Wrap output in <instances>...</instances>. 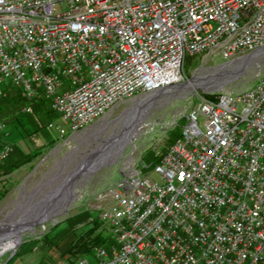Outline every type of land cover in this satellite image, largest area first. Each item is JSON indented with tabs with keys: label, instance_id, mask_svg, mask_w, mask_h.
Masks as SVG:
<instances>
[{
	"label": "built area",
	"instance_id": "built-area-1",
	"mask_svg": "<svg viewBox=\"0 0 264 264\" xmlns=\"http://www.w3.org/2000/svg\"><path fill=\"white\" fill-rule=\"evenodd\" d=\"M263 48L264 0H0V97L7 80L27 112L45 95L73 135L122 101L185 82L188 57ZM185 117L157 179L133 165L99 191L117 243L95 246V262L54 264H264V76L202 97ZM11 150L0 147V164Z\"/></svg>",
	"mask_w": 264,
	"mask_h": 264
},
{
	"label": "rangeland",
	"instance_id": "rangeland-1",
	"mask_svg": "<svg viewBox=\"0 0 264 264\" xmlns=\"http://www.w3.org/2000/svg\"><path fill=\"white\" fill-rule=\"evenodd\" d=\"M249 54L253 53L239 57H225L220 49H215L211 53L205 52L192 57V61L185 64L187 78L185 82L180 83H187L186 86L170 91L165 88L160 92L141 94L122 101L94 123L95 125L73 135L63 115L52 108L49 98L42 96L49 100L47 105L49 113L43 108H38L31 113L40 100L35 101L32 104V110L27 112L25 108L30 102L19 87L7 80L5 90L19 91L22 100L16 98V101L13 99L14 102L9 103L8 100L0 102L2 108L0 123L4 124V127H0L1 146L4 143H10L12 145L10 154L13 150L15 152L16 149L21 148L25 152H33L35 156L32 161L6 176L5 188L9 190L3 198H0V221L6 220L10 215L13 220L20 219L19 214L25 207L37 202L65 178H76L83 168L94 170L70 183L69 202L66 205H62L61 202L60 208L56 210V212L60 211L59 213L55 212L50 219L36 224L33 230L27 228L24 229L25 231L21 230L22 241L13 247L0 246V263L41 264L39 262H41L42 255H46L42 260L47 264H54L66 256L85 257L95 262L93 251L95 246L117 243L107 221L101 218L97 199L99 191L126 176L133 165L141 169L144 174L157 179L154 173V167L159 162L157 160L172 145H169L171 137L177 133L181 135L187 124L185 115L199 103L202 97L213 98L222 91L245 89L264 76V52L244 64L238 61L239 58ZM221 65L222 67L240 66L237 72L230 73L219 81L214 79L212 74L216 72L215 68ZM73 79L74 77L69 75L64 78V83L73 86ZM176 85L174 86L177 87ZM151 93L157 94L152 95ZM211 94L213 97L208 96ZM139 98L145 101L148 98L150 100L146 106H143ZM136 99L138 100L135 101ZM50 122L61 123L68 133L60 137L56 128L49 127ZM133 123L134 126L131 128ZM121 132L123 133L120 135ZM106 138H108L107 144L102 150ZM81 164L80 169L74 171ZM48 179L51 183L47 184ZM61 197L63 199L64 196ZM87 211L93 214L89 217L90 219L96 220L98 217L101 221L97 232L102 231L110 243L91 244V250L86 254L66 252L62 255L53 246L48 247L47 254L45 249L42 250L44 245L41 241L46 234L50 235L49 238L55 239L58 235L56 232L63 230L68 217ZM44 224L45 229L42 228ZM83 225L84 222L76 229V239L85 234L87 228L93 227V223H90L89 227ZM33 241L38 242L33 243Z\"/></svg>",
	"mask_w": 264,
	"mask_h": 264
},
{
	"label": "trees",
	"instance_id": "trees-1",
	"mask_svg": "<svg viewBox=\"0 0 264 264\" xmlns=\"http://www.w3.org/2000/svg\"><path fill=\"white\" fill-rule=\"evenodd\" d=\"M192 57H188L187 58V62L186 65L188 63H190L192 61ZM6 94L5 96L3 95L2 97H0V102H2V100H8L7 102H12L13 99L14 101H16L17 99H21V93L19 91H10V90H5ZM7 96L9 98H7ZM210 97H213V95H208ZM22 100V99H21ZM13 101V102H14ZM49 104V100H47V98L43 97L40 99V101L38 102V104L33 108L31 113H34L36 109L38 108H43L44 110H46L47 113L50 112V110L48 109V105ZM47 106V108H46ZM50 107V105H49ZM2 112V108L0 107V113ZM180 133H177L176 135L172 136L170 141H169V145H171L173 143V141L175 140L176 137L179 136ZM2 142V136L0 133V146ZM15 149V148H14ZM12 151V153L8 156V158L2 163L0 164V198H3L9 188H5V183H6V176L12 174L15 170H17L19 167H21L22 165H25L26 163H29L30 161H32L34 159L35 154L33 152H25L23 151L21 148H18ZM167 152H164V154ZM163 154V155H164ZM163 156H161L157 161H160L161 158ZM4 186V187H3ZM93 215L92 213H89L88 211L86 213H82L79 215H75V216H70L68 217V219L66 220V225L64 226L62 231H58L56 233H58V235H56L55 239H51L49 238L50 235L46 234L45 238H43V242L42 245V250L45 249V252L47 254L46 250H49L48 247H55L57 250L60 251V253L62 255H64L66 252H72V253H76L79 252L81 254H86L89 253L91 250V244H102V243H110L108 240V237L102 232V231H98V228L100 227V223L101 221L98 219V217H96V220H92L89 217ZM82 222H84L85 227H89L90 223H93V227L91 228H87L85 234H82L81 236H79L77 239L76 237V229L79 227V225L82 224ZM93 235V236H92ZM34 242H38V241H33ZM23 246V245H22ZM44 252V254H45ZM14 257V256H13ZM13 257L11 259H13ZM43 257H46V255H42L41 256V264H47L46 261H43ZM50 261V260H49Z\"/></svg>",
	"mask_w": 264,
	"mask_h": 264
},
{
	"label": "water",
	"instance_id": "water-1",
	"mask_svg": "<svg viewBox=\"0 0 264 264\" xmlns=\"http://www.w3.org/2000/svg\"><path fill=\"white\" fill-rule=\"evenodd\" d=\"M251 55V54H249ZM224 65V64H223ZM221 70H218L216 73L212 74L214 79H217L219 81H222L221 79L227 77L230 73H235L237 72V67L232 68V67H227L222 69V65L218 66L216 68H220ZM215 68V69H216ZM229 68V69H228ZM212 76L210 78H212ZM184 84H179L176 85L178 87L183 86ZM162 91V90H160ZM159 92V91H158ZM102 164V163H101ZM100 166V164L98 165ZM97 166V167H98ZM96 168V167H94ZM94 169L90 168H83L78 176L76 178H65V180L61 181L59 185L54 186L51 188L48 192H46L37 202L30 204L29 206L25 207L20 215V221H22L21 225H15L18 227H15L17 231L24 230L28 228V230H33L35 228V225L50 219L56 212L57 209L60 208L62 197L63 196V191L66 185L69 183H72L73 181L77 180L79 177H81L83 174H86L88 172L93 171ZM69 200L65 202L68 203ZM64 205V204H63ZM12 217L11 215L6 218V220L0 221V230L5 232H11L10 230H13V225L11 224L12 222ZM32 227V228H30ZM9 229V230H7ZM16 231V232H17ZM25 231V230H24ZM22 241V234L18 237V242Z\"/></svg>",
	"mask_w": 264,
	"mask_h": 264
},
{
	"label": "bare ground",
	"instance_id": "bare-ground-1",
	"mask_svg": "<svg viewBox=\"0 0 264 264\" xmlns=\"http://www.w3.org/2000/svg\"><path fill=\"white\" fill-rule=\"evenodd\" d=\"M264 52V49H261V50H258V51H256V52H254L253 54H251V55H248V56H244L243 58H239V62H241V63H246V62H249L250 61V59L252 60L255 56H259L261 53H263ZM263 55V54H262ZM258 58V57H257ZM245 60H247V61H245ZM241 65V64H240ZM239 65V66H240ZM230 67H232V68H235L236 66H232V65H229ZM229 66H227V67H229ZM239 66H237V68L239 67ZM227 67H222V69H224V68H227ZM229 69V68H228ZM218 70H221V67L220 68H216V72L218 71ZM215 72V73H216ZM187 84V83H186ZM186 84H184L183 86H180V87H184V86H186ZM190 84H192V85H194V83L193 82H190ZM188 85H189V83H188ZM173 87V88H172ZM180 87H175V86H171V87H168V89H166L167 91L169 90H172V89H176V88H180ZM165 90V91H166ZM160 92V91H159ZM164 92V91H163ZM152 95L153 94H157V93H151ZM151 94H148V95H151ZM147 96V95H146ZM142 97H144V96H142ZM141 98V97H140ZM139 98V99H140ZM152 97H150V99H151ZM149 98L147 99V101H145V99H140L139 101H142L143 103V106H146L147 105V103L149 102V100H150ZM138 99H136L135 101H137ZM140 109V108H139ZM95 125V124H94ZM134 126V123L133 124H131V128ZM118 130V129H117ZM121 130V129H120ZM122 131V130H121ZM119 133V132H118ZM123 132H121L120 133V135L122 134ZM113 137V136H112ZM107 140H108V138H106V140H104V143H103V148H102V150L104 149V147L106 146V144H107ZM102 144V143H101ZM100 146V145H99ZM96 147V146H95ZM94 149H96V148H94ZM98 150V149H97ZM96 152V151H95ZM82 166V164L81 165H79L77 168H76V170H74V171H77V170H79L80 169V167ZM53 177V176H52ZM56 177V176H55ZM55 179V178H54ZM69 179H71V178H69ZM50 181H49V179L48 180H46V183L48 184ZM45 183V184H46ZM51 183V182H50ZM59 185V184H58ZM69 185H70V183L68 184V185H66L65 186V188H64V191H63V199H62V205L63 204H65V202L68 200V197H69ZM62 208V207H61ZM58 210V209H57ZM60 212V211H59ZM59 212H56V214L57 213H59ZM21 213L22 212H20V214L19 215H21ZM12 223V227H13V230H10L11 232H5V230L4 231H2V230H0V246H3V247H5V248H10V247H13L15 244H17L18 243V237L21 235L20 233H21V231H17V229L15 228V227H18L19 225H21L22 224V221H20L19 219L18 220H13L12 219V221H11ZM15 225H18V226H15ZM15 226V227H14ZM30 228H32V227H30ZM28 229V228H27ZM7 230H9V229H7ZM17 231V232H16ZM13 233V234H12Z\"/></svg>",
	"mask_w": 264,
	"mask_h": 264
}]
</instances>
